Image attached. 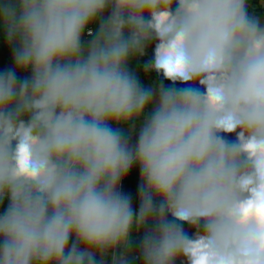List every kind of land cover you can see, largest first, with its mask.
I'll use <instances>...</instances> for the list:
<instances>
[{"label":"clouds","instance_id":"1","mask_svg":"<svg viewBox=\"0 0 264 264\" xmlns=\"http://www.w3.org/2000/svg\"><path fill=\"white\" fill-rule=\"evenodd\" d=\"M249 8L0 0V264H132L137 247L143 264H264V17ZM152 42L145 77L170 86L130 68Z\"/></svg>","mask_w":264,"mask_h":264},{"label":"crops","instance_id":"2","mask_svg":"<svg viewBox=\"0 0 264 264\" xmlns=\"http://www.w3.org/2000/svg\"><path fill=\"white\" fill-rule=\"evenodd\" d=\"M248 4L250 5V8H249L250 12H254L255 15L264 17V8H261L259 6L258 0H248ZM0 44H2L1 49H0V64L12 65L11 55L9 54V53H11V49H8V51H7L8 53H6V52L4 53V51L2 49L5 50V46L3 45V43H0ZM154 47H155V42H154ZM138 61H140V59ZM133 63H134V61L130 65V68L134 72H136V74L139 76V78L141 79V82L143 84H145L147 86L152 81L157 80V74L155 72H151L150 76H147V78H145L143 66L141 64H139L138 66H135V64H133ZM231 135L235 137L234 134H231ZM133 141H134V138H133ZM140 237H141V233L140 234H137L135 232L133 233V239L137 244L139 242ZM134 254L139 256V248L138 247L134 248ZM141 260L142 259L139 256L138 260H135V259L133 260V263H138V262L142 263Z\"/></svg>","mask_w":264,"mask_h":264},{"label":"trees","instance_id":"3","mask_svg":"<svg viewBox=\"0 0 264 264\" xmlns=\"http://www.w3.org/2000/svg\"><path fill=\"white\" fill-rule=\"evenodd\" d=\"M150 45L146 49V55L144 57L140 58V61H134L133 64H135V66H138L139 64H141L143 66L145 63L152 60V58L154 56V42H152ZM4 66L11 67L12 65L0 64V68H3ZM150 74H151V72L147 73V76H150ZM18 75L24 76L27 74L18 73ZM227 135H228L229 139L235 140V137L232 136L231 134H227ZM139 183H140L139 168H138V166H134L133 169L128 174V176L125 178V182L123 184V191L128 193L132 197V199H134L137 202V209L139 207V199H138V194H137V188H138ZM184 227L190 236L194 234L195 229L189 227L187 224H185ZM141 235H142V233H141ZM132 264H137V263H132Z\"/></svg>","mask_w":264,"mask_h":264},{"label":"rangeland","instance_id":"4","mask_svg":"<svg viewBox=\"0 0 264 264\" xmlns=\"http://www.w3.org/2000/svg\"><path fill=\"white\" fill-rule=\"evenodd\" d=\"M95 26H93V28H94ZM0 43H3V39H2V37H0ZM4 45V44H3ZM1 46H2V44H0V49H1ZM3 51H4V53H5V50L4 49H2ZM6 53H8V52H6ZM10 55H12L11 53H9ZM6 57V56H5ZM155 81H158V82H160V81H163V83L165 84V86H170V84H171V82L170 81H167V80H164L163 79V77L162 76H159V75H157V80H155ZM142 261V260H141ZM132 263H133V261H132ZM141 263V262H140ZM139 262L137 263V264H140ZM142 263H143V261H142ZM141 263V264H142ZM177 264H181V262L178 260L177 261Z\"/></svg>","mask_w":264,"mask_h":264},{"label":"built area","instance_id":"5","mask_svg":"<svg viewBox=\"0 0 264 264\" xmlns=\"http://www.w3.org/2000/svg\"><path fill=\"white\" fill-rule=\"evenodd\" d=\"M124 182H125V179L122 181V186H123ZM132 204H133V208L137 209V202L134 199H132ZM135 257H136L135 260H138L139 256L135 255Z\"/></svg>","mask_w":264,"mask_h":264}]
</instances>
